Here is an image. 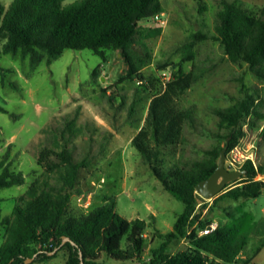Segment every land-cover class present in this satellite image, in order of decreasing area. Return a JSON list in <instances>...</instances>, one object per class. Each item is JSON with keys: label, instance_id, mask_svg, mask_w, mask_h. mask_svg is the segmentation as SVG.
<instances>
[{"label": "trees", "instance_id": "1", "mask_svg": "<svg viewBox=\"0 0 264 264\" xmlns=\"http://www.w3.org/2000/svg\"><path fill=\"white\" fill-rule=\"evenodd\" d=\"M163 12L160 0H10L0 1V46L2 53L28 58L30 65L44 60L51 63L66 48H89L102 60L106 49H117L127 64L126 76L142 80L141 69L150 62L151 54L145 38L161 33V26L144 25L142 20ZM216 34L227 58L247 64L248 69L264 82V6L257 14L249 13L237 0H221L216 12ZM208 35L195 31L189 34L181 49L178 61L170 66V77L163 85L154 88L147 105L143 123L131 137L130 143L148 162L164 189L184 203L171 230H155L160 239L144 259V219H127L115 210V193L100 191L101 204L93 203L88 211L68 207L71 193L76 189L80 168L88 165L87 159L75 160L72 148L67 145L78 130V114L65 119L60 140L55 147H42L36 163L47 174H54L55 182L35 178L20 194L11 213H0L3 238L0 242V264H27L54 257L49 251L55 247L66 250L65 264H110L107 259L129 261L127 264H250L264 246V215L244 208L246 200L256 198L264 188V168L246 159L241 165L243 175L238 182L218 197L240 199L232 209H225L229 219L213 230L199 234L198 230L210 221L194 214L195 187L216 168L221 153H227L244 135L243 123L253 126L246 117L255 112L253 95L245 93L233 103L214 109L217 124L228 131L217 134L223 145L203 150L204 156L180 165L163 164L162 147L174 145L181 134L184 122L194 120L192 110L181 108L177 99L200 74L186 70L184 62L194 57V45ZM142 43L144 53L135 51ZM166 68V67H162ZM2 70V68H1ZM150 83L151 80H149ZM1 111H5L0 106ZM67 132V135H65ZM9 152L0 158V188L24 182L21 171H15L8 161ZM51 156H54L53 158ZM80 192V189H76ZM197 220L196 225L193 223ZM189 230V232H188ZM68 236L74 243L65 240ZM125 246H121L122 238ZM186 239V247L170 251V244ZM81 252V255H80ZM30 264V263H29Z\"/></svg>", "mask_w": 264, "mask_h": 264}, {"label": "rangeland", "instance_id": "2", "mask_svg": "<svg viewBox=\"0 0 264 264\" xmlns=\"http://www.w3.org/2000/svg\"><path fill=\"white\" fill-rule=\"evenodd\" d=\"M7 5L10 0H0ZM73 0H63L68 3ZM163 6L161 22L151 18L142 20L144 25L161 26L159 35L145 38L150 62L141 69L144 76H126L127 64L117 49H106V59L89 48H66L61 55L47 64L44 60L30 65L28 58L2 53L0 55V158L8 151L10 167L21 171L24 182L0 188V213H11L17 197L35 179L55 182L54 174H47L36 163L42 147H55L60 140V130L65 119L78 114V130L67 142L75 160L87 159L88 165L80 168L76 189L95 190V204H101L99 192L115 193V210L126 217L146 221L143 258L160 243L155 230L172 229L184 203L164 189L148 162L131 145L130 139L143 123L151 91L164 84L170 77V66L179 60L181 49L190 33L201 31L207 38L194 45V57L183 67L197 71L200 76L177 99L181 108L192 110V123L184 122L178 141L162 147L163 164L185 165L204 156L203 150L213 145H223L217 134L228 131L217 124L215 108L233 103L245 93L253 95L255 112L246 117L253 126L243 123L244 135L237 144L236 160L232 163L227 153L217 160L215 181L219 186L213 191L195 187L194 214L199 219L224 223L225 209H232L240 199L216 197L227 188L240 184L243 171L241 161L251 155L253 164L264 168V82L258 79L245 62L236 63L227 58L216 34V12L221 0H160ZM243 9L257 14L264 0H237ZM3 40L0 39V46ZM135 51L144 53L142 43L134 45ZM166 67V68H162ZM2 68V70H1ZM163 71H165L163 73ZM152 83H150V81ZM67 135V132H65ZM52 158L54 156H51ZM104 178V182L100 178ZM258 179L264 176L258 173ZM71 193L68 207L76 211L79 206ZM244 208L259 215L264 206V188L260 194L244 202ZM197 220L192 227L196 225ZM3 227H0V242ZM125 246V238L121 240ZM186 247V239L170 244V251ZM54 257L27 264H65L66 250L58 248L48 252ZM257 264H264V247L254 257ZM110 264H127L129 261L107 259Z\"/></svg>", "mask_w": 264, "mask_h": 264}, {"label": "built area", "instance_id": "3", "mask_svg": "<svg viewBox=\"0 0 264 264\" xmlns=\"http://www.w3.org/2000/svg\"><path fill=\"white\" fill-rule=\"evenodd\" d=\"M161 14H163V12H159L156 13L154 15H152L150 18L161 22ZM165 71H163L164 73ZM169 78V77H167ZM237 147L234 146L230 151L227 152V159H230V162L232 163L233 161L236 160V156L238 155L237 153ZM246 159H251V155H245L242 159V163L246 160ZM251 161L253 162V160L251 159ZM101 182H104V178H100ZM96 197V193L95 190H87V191H80V192H76V196H75V200L77 205L79 206V208H81L83 211H88L90 209V207L92 206L94 199ZM217 226L216 223L210 222L208 225H205L204 227L200 228L198 230L199 234H203V233H207L211 230H213L215 227ZM189 232V230H188ZM185 238H183L182 240H184Z\"/></svg>", "mask_w": 264, "mask_h": 264}, {"label": "water", "instance_id": "4", "mask_svg": "<svg viewBox=\"0 0 264 264\" xmlns=\"http://www.w3.org/2000/svg\"><path fill=\"white\" fill-rule=\"evenodd\" d=\"M216 173L217 172H216V168H215L214 171L207 178L199 181L196 186L199 187L200 189H203V191H207V192L213 191L214 189H216L219 186V184H217L215 181ZM214 186H216V187H214ZM65 240H69L71 243H74L68 236H64L61 243H63ZM56 249H57V247H55L53 250H51L49 252L52 253ZM80 255H81V252H80ZM32 257H28V259H31Z\"/></svg>", "mask_w": 264, "mask_h": 264}, {"label": "crops", "instance_id": "5", "mask_svg": "<svg viewBox=\"0 0 264 264\" xmlns=\"http://www.w3.org/2000/svg\"><path fill=\"white\" fill-rule=\"evenodd\" d=\"M262 175L264 176V174H262ZM261 210H262V213H261V214L264 215V206L261 207ZM181 241H182V240H181ZM263 247H264V246H263ZM263 247H262V248H263ZM262 248H261V249H262ZM257 254H258V253H257ZM257 254H256V255H257ZM256 255H255V256H256ZM250 264H257V263L254 261V258L252 259V262H251ZM261 264H262V263H261Z\"/></svg>", "mask_w": 264, "mask_h": 264}, {"label": "bare ground", "instance_id": "6", "mask_svg": "<svg viewBox=\"0 0 264 264\" xmlns=\"http://www.w3.org/2000/svg\"><path fill=\"white\" fill-rule=\"evenodd\" d=\"M214 187H216V186H214Z\"/></svg>", "mask_w": 264, "mask_h": 264}]
</instances>
